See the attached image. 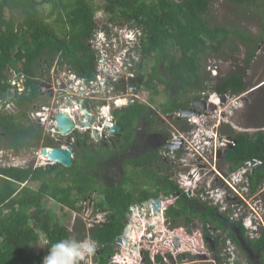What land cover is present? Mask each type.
<instances>
[{"label":"trees","instance_id":"trees-1","mask_svg":"<svg viewBox=\"0 0 264 264\" xmlns=\"http://www.w3.org/2000/svg\"><path fill=\"white\" fill-rule=\"evenodd\" d=\"M213 1L49 0V9L42 10L37 0H0V100L8 97L10 71L23 76L25 86L21 94L11 98L19 109L17 114L0 110V139L6 148L19 151L56 145L42 127L28 117L36 106L49 100L40 97L36 78L48 72L57 55L60 65L67 63L80 76L92 75L95 54L87 42L97 26V10L112 14L116 22L144 31L145 38L139 50L142 60L150 61V70L141 84L149 88L152 95L147 103L135 101L113 111L121 130L118 136L106 141L107 146L103 143L93 148L88 141L89 135L75 131L71 167L57 163L50 169L42 165L0 168V264H41L53 246L62 241L79 242L87 235L112 253V243L122 233L130 207L158 197L160 190L164 194L178 191L182 196L166 212L174 224L186 212V222L192 221V215L200 223H210L215 228L213 235L209 228H205L204 233L214 239L217 251L222 249L226 238L240 245L230 230L234 225L249 247L264 255L263 229L252 239L246 235L241 219H231L227 212L212 205H190L192 198L175 184L168 185V178L161 176L166 168L158 152L138 157L118 156L121 153L126 156V151L142 133L143 130L138 129L140 122L144 130L150 129L158 122V115L180 113L191 103L207 98L203 93L210 90L218 95H239L245 91L244 72L230 71L215 81L218 76H208L204 59L208 53H220L227 45L235 51V44L239 43L246 47L244 62L250 66L258 46L264 41V2L224 0L240 6L243 12L256 16L262 13H259L260 31L256 36L239 25L213 24L208 16ZM16 12H20L21 19L14 17ZM51 17L54 19L47 21ZM154 130L159 134L158 129ZM231 136L234 146L227 150L222 160L231 171H236L259 159L247 174L249 191L255 192L264 182V129ZM41 158L46 162L45 157ZM116 161L121 165L118 181L110 180L104 164ZM153 187L155 191L151 190ZM94 192L98 193L94 197L95 208L105 213V218L100 226L88 232L80 218L70 232L55 222L50 207L43 206L46 199H53L62 206L80 211V203L90 194L93 197ZM39 232L48 243L43 251L34 253L31 243L39 240ZM145 257L151 264L149 252ZM99 261L101 264L106 259L101 257Z\"/></svg>","mask_w":264,"mask_h":264},{"label":"rangeland","instance_id":"rangeland-1","mask_svg":"<svg viewBox=\"0 0 264 264\" xmlns=\"http://www.w3.org/2000/svg\"><path fill=\"white\" fill-rule=\"evenodd\" d=\"M259 2H264V0H259ZM50 7V5L48 4H40L39 5V9L42 10H48V8ZM261 13V12H259ZM256 15H252L251 13L243 12L241 10V7L229 2H226L224 0H214L213 3L211 4V7L208 11V16L211 20V22L215 25H227V26H234V25H239L241 26L243 29L247 30L248 32H250L252 35H258L259 31H260V25H259V14ZM262 14V13H261ZM111 14L104 12L102 10L97 11L95 13V21L97 22V24L99 25H103L105 21H110L111 19ZM14 17L18 20L21 19V14L20 12H16L14 14ZM116 32H118V34H115L114 36H117L114 38V42H115V46H117L116 48H113V51H111V56L113 58L112 62L116 63V59L118 58V51H115L116 49L120 48L119 50H123L125 49V52L127 50H129L128 55H133L134 60L137 61V59L141 62L142 61V66L140 67V73L141 74H147L149 72V63L150 61L147 60H142V57L140 55V47H141V41L145 38V34L141 33V32H136L134 33L135 38L132 36L127 35V31H126V24H124L123 27H119L118 29H116ZM132 39H134V44L132 43ZM118 40V41H117ZM112 41V40H111ZM237 43V42H236ZM236 46V50L233 51V49L231 48L230 45L225 46L220 53L218 54H213V53H208L205 56L204 59V64H205V70L208 72V64L212 63L214 64L213 66L217 67V73H218V77L214 78L215 81H217V79L219 77H222L226 74H228L230 71H239L241 73L244 72L245 75V79H246V89L244 92H242L240 95L234 97L233 95H229L230 97L228 98V102H221V104H219V106H217L216 109L212 110L211 112H204V111H200L199 114H194L193 116H197L204 118V121H207L208 123H217V121H222L225 124H229L232 123L234 125V127L236 128V130H243V129H248V131L253 132L257 129H264V41L260 44V46H258L256 52H255V57L253 58L250 66H246L245 65V56H246V47L242 44H235ZM95 50V49H94ZM96 51V50H95ZM120 52V51H119ZM125 52H124V56H125ZM53 66H57V61H54L52 66L50 67V69ZM64 66H68L67 64ZM116 66V64H115ZM69 67V66H68ZM46 68V66H45ZM50 69L48 71H50ZM137 67H134V70L137 71ZM61 70V67H60ZM49 72H45L43 74L47 75ZM135 73V72H134ZM9 77L11 78H17V75L13 72H9L8 74ZM208 76H211L210 71L208 72ZM19 77V81H20V76ZM212 77V76H211ZM11 84H13V82H11ZM129 86V85H128ZM130 86L127 89H116L113 93L107 92L105 93L104 97V103L107 104H111L112 105V111L110 110L111 115H113V108H116V106L114 105V102H112V100L110 99L111 97H115V98H119L122 99L120 100L121 102L124 103V105H122L119 108L125 107V105L129 104L130 102H135L137 99H139V101H146L149 102V98H151V92L150 89L143 86L142 88H140L139 93H133V87ZM210 90V89H208ZM23 91L19 92V94H21ZM10 93H11V89H10ZM208 96H207V101H209V96L211 94H213V91H207ZM9 94V93H8ZM19 94H14L12 96H16ZM10 95V94H9ZM46 97V96H45ZM49 97L50 101H48L47 105H51L52 101V97ZM10 98H6V100H3L2 103L6 102V101H10V108L8 109L9 113L12 114H17L19 109L16 107L15 102L12 101ZM218 98V97H217ZM219 99V98H218ZM97 101V100H96ZM95 101V104L97 103ZM220 101V100H219ZM119 102V103H121ZM151 106H153V104H151ZM37 107V106H36ZM0 110H2V108L0 107ZM94 110L96 111V105H94ZM108 109L104 108L103 111L108 114ZM180 114V113H173L172 117L169 119L167 118V114H161L158 115L157 118L163 117L165 118L164 120H166V123L168 125L167 121H171L172 126L174 127L171 130H175V135H178L180 132H182L181 128L182 127H189L188 125L191 123L190 120L191 117H180L183 118L182 120L176 121L175 117ZM100 118V116H99ZM99 118L96 120V122L98 123ZM162 119V118H160ZM102 120V117H101ZM200 121H202L201 118H199ZM32 121V120H31ZM102 121H107V119H103ZM161 121V120H160ZM100 123H102L101 121H99ZM186 123V124H185ZM43 129V132L45 133V135H48L46 132V125H42L41 126ZM169 127V125H168ZM189 130V129H188ZM236 130H234L236 132ZM150 130H147V133ZM226 131L229 133L232 131V129H226ZM80 132V131H79ZM188 131H186V133L184 134V137L186 139H188L189 137H191L190 133H187ZM81 133H85L87 135H89L90 139H92L93 141L96 139L99 140H103L105 139L104 137H97L94 132H91L89 130L81 132ZM156 133V132H154ZM49 136V135H48ZM173 136V135H172ZM50 137V136H49ZM2 140H0L1 143ZM173 141H175V146H173V149L170 150H166L167 148H165L166 143L164 142L161 146V150L159 151V154L161 155V161H163L165 163L164 167L167 169H169L168 171L172 173L173 179L176 183V185L181 188L187 195L188 197L192 198L194 197L195 199L192 198V200L194 202H202L204 204H211L213 207H216L214 205L215 203V199H210V194L207 197L206 194L203 192H196L194 190L191 189V183L189 181H187L186 177H184L183 179V172H181V176L177 173L176 169L178 168V164L179 161L178 159L183 156L179 155L176 152V149L178 147V145H176V143H179L178 141L175 140V137L173 138ZM171 141V142H173ZM157 143H158V137H157ZM214 143V142H213ZM4 144V143H3ZM217 143L214 144L213 146V155L215 153L214 149L215 147L218 149V145L216 146ZM138 145V143H137ZM40 148V147H39ZM34 148L31 149H27V150H22V157L21 159H23L24 161H26L27 164H31V166H39V165H44L45 166V161H43L41 158V154H36V152L33 150ZM4 148L3 150L0 152H4ZM182 153V151L180 152ZM130 154V153H127ZM132 155V154H130ZM212 155V156H213ZM11 156V157H10ZM185 156V155H184ZM10 157V158H9ZM20 157V152L18 153L17 157ZM177 157V158H176ZM182 158V157H181ZM2 159L4 161H0V166H3V163L7 164V162H12L13 159V154L12 152L8 151L7 155L4 154ZM205 160L207 161L206 165L207 167H210V163L213 164L214 161L213 157H211V160L208 157H205ZM219 162L218 165V172H214L210 169L209 174H203L201 175V180L200 182H198L199 186L201 187H205L207 188L208 185H212L213 183H215L216 181H218V185H220L224 192H226V198H225V202L227 203V207L226 209H230L231 211V216L232 215H237L236 217H238L239 219H242L243 217H252V218H264L262 211L264 208V182L262 185H260V187L257 189V191L255 192H250V191H242L241 189L238 188L237 183L234 184L230 181V179L227 178V175L229 173L228 170V166L222 161V159L217 160ZM203 163V161H202ZM105 168L108 172L109 178L110 180H115L118 181L121 178V166H118V164H114L112 162H105ZM120 168V169H119ZM209 170V169H208ZM220 180V181H219ZM228 182H231V185L234 184V186H230L227 184ZM201 183V184H200ZM33 185V184H31ZM35 186V184L33 185ZM203 189V188H202ZM151 190H155L154 187L151 188ZM200 191V190H199ZM98 193L94 192L93 193V197H95ZM159 197V196H158ZM219 198V196H218ZM261 198V203L259 201V199ZM208 203H207V202ZM43 206L44 207H50V209L53 212V215L55 216V222L57 224L60 225H70V215H69V210L64 209V207H62L59 203H56L54 200L52 199H46L43 202ZM257 203V204H255ZM161 205V204H160ZM258 209H257V207ZM84 206L87 207V210H89L90 212H92V208L88 207L87 204H85ZM133 207V210H129L127 213V216L129 217V219L131 221H134L136 218H141L143 220H151L154 216L153 214L150 212L148 215L145 214V212L147 213V210H144L145 207L141 205H139V203H136ZM85 208L83 211H80V215L81 216V220L82 223L85 227V229L87 230L88 228H90V224L91 223L89 218L92 217L91 215L89 216V213L87 215V213H85L84 211H87ZM154 211V210H153ZM236 213V214H235ZM242 216V217H241ZM128 217L126 219V221L128 222ZM192 221L190 223L186 222V220L183 219V217H180V219H178L177 224L175 225V229L178 228H182L185 229L186 232H188L189 234L192 233V231H195L197 228H201V225L205 226L206 224L202 223L200 224V222L195 219L194 216L191 215ZM171 219H169L170 221ZM259 226L258 231H260L261 229L264 230V226L262 224V222H260V220H258ZM210 224V223H207ZM174 225V224H173ZM71 232V231H70ZM248 234H250V232H248ZM172 235H177L180 236V234H176V232H172L170 231H163V233L161 234H156V237H154V235L152 236V238L148 237V241H152L154 248L157 250L162 246V243H164L165 241H167L169 239V236L171 237ZM90 239V238H89ZM196 239V238H195ZM84 242H87L88 244L90 243L88 240L84 239ZM143 242H146V240H142ZM47 241L45 240L43 241H35L33 243H31V249L34 253H38L39 251H43L45 249ZM71 244V243H69ZM146 243H143V245ZM149 244V242L147 243ZM113 246V251L117 249V246L115 248L114 245ZM208 248L211 251H214L215 248L212 245V241L208 240V244H207ZM103 248V247H101ZM119 248V247H118ZM233 254L236 253L240 256V251L238 249L232 248ZM169 254L165 256V258L163 257V255H161L160 253H156L154 254V259L156 261H154V264H176V263H181L183 264L184 262H187V264H205L206 263V259L208 260V258L205 256V261H202V259H198L195 256H189L187 258V260L181 259V261H179L180 256L179 255H173L170 252H168ZM50 253L45 254L44 258L47 257ZM112 253H109L108 255L104 256L106 259V262L109 260V256ZM96 255V254H95ZM155 255H160V257L162 258L161 261H159L157 259L158 256ZM230 255V254H229ZM235 255V254H234ZM231 256V255H230ZM71 256H69V254L67 255V253L62 256L61 258H67V259H71ZM101 256L98 257V260H100ZM192 258V259H191ZM213 258V255L211 257V259ZM94 259L96 260L97 258L94 257ZM146 259V258H145ZM145 259H144V264H148L147 262L145 263ZM136 260V258H135ZM139 261V260H138ZM106 262H101V264H105ZM208 262V261H207ZM224 262H226V259H224ZM41 264H44V259L43 262ZM209 264H211V262H209ZM224 264V263H223Z\"/></svg>","mask_w":264,"mask_h":264},{"label":"built area","instance_id":"built-area-1","mask_svg":"<svg viewBox=\"0 0 264 264\" xmlns=\"http://www.w3.org/2000/svg\"><path fill=\"white\" fill-rule=\"evenodd\" d=\"M113 35V34H112ZM117 36L112 37V48H116L114 38ZM118 41V40H117ZM93 43V46L97 50V61H96V68L94 69V72L90 77L86 76H80L75 71L71 70L70 66L67 63H64L63 65H60L57 63V66H53L49 73L47 75H41L36 80H38L40 89L39 94L40 97L46 98L47 96L52 97V103L51 105L47 104H40L36 108H34L32 111L29 112V119L32 120L35 124L42 126L46 125V132L47 134L54 140L59 141L60 143L59 147H66L67 144L65 140H63V137H66L67 135H70L74 131H91L93 132L94 129L97 130L98 137H104L105 139L108 138L112 132L109 131V128L113 126L114 120L112 117L107 118V121H103V123H100L101 117L99 116L103 113V109L105 108L106 104H103V101L105 99L104 95L107 92L113 93L116 90V87L114 83H117L118 76L115 74L116 71L120 70V65L112 62V54L102 45H98L93 40H91ZM116 51V50H115ZM120 51V52H119ZM125 49L118 50V58H115L117 62L122 63L125 60L124 56ZM127 62L129 61V58H126ZM68 66H64V65ZM132 63H128V67H130ZM61 67V70H60ZM209 69L213 72V74H216L217 70L216 67H209ZM44 74V73H43ZM7 82L11 85V93L9 90L8 98L12 97L14 94H19V92L24 91V77L20 76L17 78H11L7 77ZM13 82V84H11ZM46 96V97H45ZM228 100V95H225ZM49 98V97H48ZM50 99V98H49ZM6 100V99H4ZM97 100V101H96ZM2 99L0 100V107L4 111H8L10 108V101H6L2 103ZM50 101V100H48ZM95 101L97 102L95 104ZM117 102V101H116ZM89 103V107L86 108L85 104ZM94 105H96V111L94 110ZM58 112H63L73 119V122L75 124V130L73 129L71 132L67 134L59 133L57 130V123H56V114ZM206 112H211L209 110H206ZM99 118L98 123L96 120ZM93 119V120H91ZM204 119V118H203ZM108 122L109 125H106ZM85 123H90V125H85ZM74 140V138H72ZM99 140V139H96ZM150 204V203H149ZM85 205V204H84ZM81 205L80 211H83L85 206ZM257 207V206H256ZM87 210V208H85ZM150 209V208H149ZM147 209V210H149ZM258 209V207H257ZM69 210V209H67ZM80 211L76 210H69L70 215V223L72 224L76 218H79L81 213ZM85 213H89V216L92 217L89 218L91 223L90 227L93 226L94 223H98L103 218V213L100 211H94L90 212L89 210L84 211ZM151 212V210L149 211ZM236 214V213H235ZM237 215H232V218H237ZM126 217L127 214H126ZM163 222L165 223V230L170 231V221L164 216V213L161 215ZM251 219H255L257 222L253 223L254 230H248L250 232L251 237H258L260 235V231H258V220L261 222V217L252 218L249 217L246 219L247 222L251 223ZM151 220H145L143 223H141L142 229L140 228L139 231L143 235L141 236L144 238L146 235L149 238L156 237V234H161L163 232L154 230V234L152 235V231L149 229V224L152 223ZM134 221H131L128 217V222L126 221V228L128 230V227L132 224H134ZM248 225H246L247 227ZM70 228V226H69ZM208 228V226L206 227ZM126 232H123L121 235H119L115 242H117L118 238L123 239V243L119 246H117V249L114 250V252L109 256V260L105 264H125L123 261H121L122 256H126L127 254L132 255L136 258V264H144L145 259V253H150V261L151 264H154V254L160 253L165 258L166 254L168 255L170 252L173 255H179L186 256L187 258L189 256H195L199 257L200 259L204 260L205 256L207 258L209 257L210 260H212L214 263L217 264V257H227L229 254L231 255V259L233 258L234 254L232 251L233 243L230 242V239H226V244L223 245L222 249L220 251L214 250L211 251L207 244L208 241L206 240L207 236L204 233V230L201 228H197L195 231H192L191 234L186 232L185 229H182L181 227L172 230V232H176V234H180V236L172 235L169 236V239L162 243V246L159 249H155L153 246L152 241H148V238L144 239L146 240V244H142L139 249H136V245L132 244L131 242L128 243L124 241V239L128 238L126 237ZM209 232L211 235H213V231L209 229ZM196 238V239H195ZM212 238V237H210ZM208 239V238H207ZM149 242V244H147ZM79 243H84V241H81ZM87 243V242H86ZM88 244V243H87ZM91 245V250L83 255L82 258L74 257L72 254V251L70 248L63 249L60 252V256H64V253L69 254L71 256V260H73V264H100V261L97 259L95 260V244L89 243ZM119 247V248H118ZM116 248V246H115ZM81 251H83V248H81ZM154 251V254H153ZM213 255V258L211 259ZM157 256V255H155ZM129 258V257H127ZM192 259V258H191ZM229 259V258H228ZM139 260V261H138ZM181 264V263H176Z\"/></svg>","mask_w":264,"mask_h":264},{"label":"flooded vegetation","instance_id":"flooded-vegetation-1","mask_svg":"<svg viewBox=\"0 0 264 264\" xmlns=\"http://www.w3.org/2000/svg\"><path fill=\"white\" fill-rule=\"evenodd\" d=\"M37 1H38V8H39V5L40 4H48V5H51L50 2H49V0H37ZM97 11H100V10H97ZM62 13H64V12L62 11ZM54 16H56V15H54ZM110 16H111V19H110L109 22L108 21H105L103 25L97 24L96 28L109 30L111 28H115V27H118L119 28V27H123L124 26V24H121L119 22L114 21L113 18H112V14ZM53 19H54V17H51L50 19H47V21L51 22ZM90 39L91 38L88 39L87 44L94 51V54H95L94 55L95 56L94 69H95L96 68V61H97V50L93 46V43L91 42ZM59 60H60L59 59V55H57L56 58L54 59V61H57V63H58ZM133 62H135L134 63V67H137V65L140 63V61L138 59L136 61V60H134V58H132V60H129L128 62H122V63L116 62L115 64H118V65L124 67V66H127L128 63H133ZM139 70H140V68L137 69V71L133 70V74H132V76H130V77H132V80L135 81L136 85L138 86V92L137 93H139L140 88H142L141 82L144 80L143 79V76L145 75V74H141ZM121 76L122 75H119L118 76L117 85L115 87L116 88H120V89H122V88L123 89H127L128 87L125 85L124 78H122ZM129 84L131 86L133 83H129ZM140 92H141V90H140ZM134 93H136V92H134ZM119 101H120V99L117 100V104H119V105L123 104V102L122 103H118ZM136 101H139V99H137ZM142 102H146V101H142ZM130 103H133V102H130ZM193 103H191V105L188 108H184V109H181V110L193 109V110H195V111H197L199 113H200V111L206 112V110H199V109L195 108L193 106ZM85 107L88 108L89 107V103H86L85 104ZM181 110H180V114H178L175 117L176 121H178V122H179V120H182L183 119V118H180V117L183 116L181 114ZM105 114L106 113L103 111L102 115L105 116V118L108 117V114H106V115ZM167 116H168L167 118L170 119L172 117V114H167ZM160 118H162V119H160ZM165 118L159 116V118H157L158 122L155 125L151 126V128L149 127L150 129H147V130H150L148 133H147V130H144L142 128V123L140 122V125L141 126H139L138 129H141L143 131H142L141 134H139L138 138L135 140V143H133L132 146H130L129 149L126 151V153H130L132 155L126 154V156H125L123 153H121L120 155H118V154L117 155L119 157H122V156H124V157H127V156L128 157H138V156H140L142 154H145V153H148V152H156V153L158 152L159 153V151L162 148L161 145L164 142L166 143V145H165V148H167L166 150H170V149H173L174 148V147H169V145L170 144H175L174 143L175 141H173V138L175 137V140L179 142V143H176V145H178V147L175 148L176 149V152L179 155H182L183 154V156H181L182 158L180 157L178 159L179 164H178V168L176 169V171H177V173L180 176L182 175L181 172H183V179L186 176H189L190 178H193L194 175L209 174L211 168L207 167V165H206L207 161L205 160V157H208L210 160H211V157H213V160L212 161H214V162H213V164L210 163V167H212L211 170L214 171V172H218V174H219V171L217 170L218 169L217 167L219 165V162L217 160L222 159V157H224V155L227 152V150L230 149V148H233L234 143H235V141L233 140V138H232L231 135L236 134V133L252 134V133H254V132H256V131L259 130V129H257V130H255L253 132L248 131V129H243V130H239L238 129V130H236V128L234 127V125L232 123H230V122H229V124H225V123H223L221 121H217V123L191 122L188 125L189 127H182L181 128L182 129L181 130L182 132H180L178 135L174 136L175 135L174 133H175V131L177 129H175L174 131L171 130V129L174 128L172 126V124H171L172 122L171 121H167L168 122V125H169V127H168V125L166 123V120H164ZM101 122H102V120H101ZM106 124L109 125L108 122ZM155 128L158 129L159 134L154 133V132H157V131L154 130ZM228 128L229 129H232V131L229 132V133L226 131V129H228ZM120 130L121 129H119L118 133H112L106 139H103V140L101 139V140H96V141L95 140L93 141L92 139H90L88 141L91 143V147L94 148V147H96V146H98L100 144L106 143V141L107 142L110 141L109 139H111L116 134H117L116 136H118L120 134ZM234 130H236V132ZM186 131H188L187 133L188 134L190 133V135H191V137H189L188 139H186L184 137V134H183V133H186ZM74 132H72L70 135H67L66 137H63L62 138L63 140H65V142H66L67 145H69V146L72 147V149H73V147L76 144V136L74 135ZM205 132L208 133L209 135L208 136H205ZM157 137H158V143H157ZM72 138H74V140H72ZM0 140H2V139H0ZM171 141H173V142H171ZM54 142L56 144L55 146H58L60 144V143H58L59 141H57V142L54 141ZM3 143L4 142L2 140L1 143H0V150L2 151L3 148H4L5 151L2 152V153L0 152V161H4L2 159V157H3L4 154L7 155V152L8 151L12 152L13 159L14 160L12 162H7V164L3 163V166H0V168L1 167H10V166L23 167L24 168V167L31 166V164H27L26 161H24L23 159H21V157H22V152L21 151L22 150L24 151V150H27V149H21L19 151L11 150L9 148H6V146ZM110 143H111V145L113 144V142H110ZM137 143H138V145H137ZM215 143H217L216 146L218 145L219 148L217 149L215 147L214 151L215 150L216 151H215V153L213 155V146H214ZM105 145L107 146V143ZM181 151H182V153H180ZM19 152H20V157L16 158ZM36 154H38V153H36ZM72 156H73V154H72ZM41 157H42V155H41ZM202 161H203V163H202ZM222 161L224 162V160H222ZM258 162H260L259 159L256 160L254 164L256 165ZM114 164H118V166H121L119 164V162H117V161ZM37 166H31V167H37ZM168 170L169 169L167 168L165 171H162L161 176L168 178V185L170 183H173V184L176 185V183H175V181L173 179L172 173L169 172ZM228 170H229V173H228L227 177H231L234 174L235 171H231L230 168H229V166H228ZM158 181L159 182H163L162 179H159V178H158ZM23 185L24 184H22L21 186H23ZM154 189L156 190L155 187H154ZM179 189H181V188H179ZM196 192H201V191L197 190ZM158 196L159 197L151 198V200L153 202L156 201V202L159 203V209H158L159 222H158V224H154V222H153V225H155V226H160L161 225V223H160V220H161L160 216L162 215V212L164 211L165 216L167 217V215H166L167 210L170 207H172L173 205L176 204L177 199H180L182 197L178 191H173V192H171L169 194H164V192L162 190L159 191V195ZM192 198L195 199L194 197H192ZM151 200H148V201L151 202ZM259 201L261 203V198L259 199ZM56 203H59V202H56ZM96 203H97L96 199L94 197H92L91 194H90L88 196V198L83 199V201L80 204L82 206L84 204H87V206L88 207H91L92 210L99 211V210H97V208H95L96 207ZM193 203H200V202H194V201H192L190 203V205H192ZM60 205L62 206V204H60ZM139 205L142 206V203H139ZM209 205H211V204H209ZM62 207H64V209H69L70 210L69 207H66V206H62ZM85 208H87V207L85 206ZM148 208H149V205L147 207H145L144 210H147ZM103 214L104 215H103L102 220L99 221L98 223H94L93 226H91L90 228L95 227V226H100L102 224V222H103V220L105 218V213H103ZM262 214L264 216V208H263ZM186 215H187L186 212H184L183 215H182V217H183L184 220H186ZM76 219H75V221H76ZM261 219H262L261 222H262V224L264 226V218H261ZM75 221L72 224L70 223V225H66L65 226L71 232L73 231V226H74ZM173 224H174L173 221L170 220V223H169L170 228H169V230H171V231L172 230L174 231V228H175V225H176V224H174V225ZM69 226H70V228H69ZM207 226H208V228L211 231H213L215 229L210 224H206L205 226L201 225V229L205 230V228ZM90 228L87 229V232L89 231ZM230 230L235 233L237 239L240 238L249 247V245L246 243L245 239L240 235L239 230H238V228L236 226L232 225L231 228H230ZM39 235H40V232H39ZM246 235L249 238H252V239L255 238V237H251V235L248 234L247 231H246ZM223 236H225V235H223ZM85 239L88 240L90 243L92 242V243L95 244V254H96V256L104 257V256H106V255L109 254V249L108 248H101V246H100L101 244L97 240L92 239L90 237V235H87L85 237ZM83 240H81V241H83ZM206 240L207 241L208 240H211L212 241V245L214 246L215 250H217L216 247H215V244H214L215 241H214L213 238H208V239L206 238ZM39 241H41L40 240V237H39ZM44 241H45V239L43 237V242ZM81 241H79V242H81ZM230 242L233 243L234 250L235 249H238L240 251V253H241L240 256L235 251V253H234L235 255L233 256L232 259H231V256L230 255L227 256V257H221V260L220 261L217 260V264H223V263L224 264H264V255L263 254H260L259 252L254 251L250 247L249 248L252 250V252L251 253L246 252L244 250L243 245H242V242L240 240H239V243H240L239 246L236 245L232 240H230ZM47 243H48V241H47ZM47 243H46V245H47ZM114 244L115 243H112V245H114ZM224 244H226V242ZM52 249H50L49 252H47V253H50ZM184 258L187 260L186 256L183 255V256H181L179 258V261H181V259H184ZM197 258L200 259L198 256H197ZM224 259H226V262H224ZM202 261H205V259L202 260ZM209 262H211V264H216L212 260H210V258L208 257V260L206 259V263L205 264H209ZM183 264H187V262H184Z\"/></svg>","mask_w":264,"mask_h":264},{"label":"clouds","instance_id":"clouds-1","mask_svg":"<svg viewBox=\"0 0 264 264\" xmlns=\"http://www.w3.org/2000/svg\"><path fill=\"white\" fill-rule=\"evenodd\" d=\"M116 29H118V27H115V28H111V29H109V30H105V29H98V28H95V30L93 31V35L90 37L91 39L90 40H93L95 43H97L99 46L100 45H102V46H104L110 53H111V51H113V48H112V46H111V44H112V37H113V35H115V34H118V32H116ZM126 31H127V35H129V36H132V37H134L135 38V35H134V33H136V32H141V33H143L144 34V31L141 29V28H139V27H137V26H133V25H130V24H126ZM113 34V35H112ZM134 39H132V41H133ZM135 41V40H134ZM134 41L132 42L133 44H134ZM120 48H118V49H116V51H118ZM128 53H129V50H127L126 52H125V60H124V62H127V59L126 58H129V60H132V53L130 54V55H128ZM134 63L135 62H133L132 63V65L130 66V67H128V66H120V70L119 71H116L115 72V74H117V76H119V75H122L121 77L122 78H124V82H125V85L127 86V87H129L130 86V84L129 83H132L131 82V79H132V77H130V76H132V74H133V70H134ZM213 65L214 64H212V63H210V64H208V72L210 71V74H211V76L212 77H216V76H219L218 75V73L216 72V74H213V72L209 69V67H213ZM215 67V66H214ZM216 69H217V67H216ZM115 84H117V83H114V85ZM129 85V86H128ZM116 86V85H115ZM133 86V84L130 86V88ZM129 88V89H130ZM116 89H120V88H116ZM133 93H134V90H133ZM204 95H208V93L206 92V94L205 93H203ZM216 96V97H218L219 98V96H225V95H228L229 96V94H223V95H218L217 93H214L213 92V94H211L210 96H209V100L211 99V97L212 96ZM240 95V94H239ZM234 97H236V96H238V95H233ZM230 97V96H229ZM228 97V98H229ZM111 100H112V102H114V105L116 106V108H113V111L115 110V109H117V108H119V107H121L122 105H124V103L122 104V105H119V104H117V100L119 99V98H115V97H111L110 98ZM227 99V98H226ZM201 100H205V101H207V99L205 98V99H201ZM220 100V99H219ZM207 102H210V101H207ZM222 102V101H221ZM225 102H228V100H226V101H224V103ZM223 103V102H222ZM103 104H105L104 102H103ZM128 105V104H127ZM127 105H125V106H127ZM195 107V106H194ZM105 108H108V117H106L105 118V116H103L102 114L100 115V117H102V120L104 119H107V118H110V117H112V119L114 120V123H116V121H115V119H114V116L113 115H111V113H110V110L112 109V105L111 104H107L106 106H105ZM217 108V107H216ZM198 109V108H197ZM199 110H202V109H199ZM112 111V110H111ZM199 112H196L195 114H198ZM182 114V113H181ZM189 117H191V116H189ZM192 117L193 118H191V120H190V122H207V121H204L203 120V118L202 117H199V118H201L202 119V121H200L199 120V118H198V115L197 116H193L192 115ZM103 122V121H102ZM222 122V121H221ZM77 132H79V131H77ZM209 134L208 133H206L205 132V136H208ZM49 148V147H48ZM255 162H251L250 164H248L247 166H243V167H240V168H238L235 172H234V174L231 176V177H227L228 179H230V181L232 182V183H234V184H236L237 183V185H238V188L239 189H241L242 191H249V183H248V178H247V174H248V172L249 171H251V169L255 166V164H254ZM44 166V165H43ZM206 175V174H205ZM201 175H194L193 176V178H190L189 176H186V179H187V181H189L192 185H191V189L192 190H194V191H197V190H200L202 193L204 192L205 194H206V196L208 197L209 196V194H210V199H215L216 201H215V203H214V205L221 211V212H227V214H228V216H229V218H231V219H234V220H238L239 218L237 217V218H232L231 217V211H230V209H226V208H228L227 207V203L225 202V198H226V192H224V190H223V188L220 186V185H218V181H216L215 183H213L212 185H208L207 186V188H205V187H200L199 186V184H198V182H200V180H201ZM220 181V180H219ZM231 182H228L227 181V184L228 185H230V186H234V184L233 185H231ZM201 184V183H200ZM203 188V189H202ZM218 196H219V198H218ZM149 200H151V199H149ZM152 201V200H151ZM149 202V201H148ZM150 203V202H149ZM143 204V203H142ZM255 204H257V203H255ZM256 206V205H255ZM150 208V207H149ZM148 208V209H149ZM149 210H147V213H150V212H148ZM162 213H164V211L162 212ZM164 216H165V213H164ZM166 217V216H165ZM242 217V216H241ZM80 218V217H79ZM160 218H161V220H160V223H161V227L164 229V231H165V223L163 222V219H162V217L160 216ZM167 218V217H166ZM248 217H243L242 219H241V221H242V224L244 225V227L246 228V231L248 232V230H254L255 231V228H253V226L252 225H254L253 223H256L257 221L255 220V219H251V223H249V222H247L246 221V219H247ZM126 219H127V217H126ZM126 219H125V226H124V229H123V231H122V233L123 232H125L124 230H125V228H126ZM168 220H169V218H167ZM246 225H248L247 227H246ZM149 229L148 230H151L152 231V235L154 234V230H156L155 229V227H157V226H154L153 225V222L152 223H150L149 225ZM159 226V227H160ZM259 226V225H258ZM126 231H127V229H126ZM162 232V231H161ZM121 233V234H122ZM121 234H119V235H121ZM119 235H117L116 236V238L119 236ZM211 237V236H210ZM210 237H208L207 236V238H210ZM115 238V239H116ZM146 238H148V237H144L143 239H146ZM142 239V240H143ZM142 240H140V242L138 243V244H134V245H136V249L138 248L139 249V247L143 244V241ZM122 242H115V240H114V242L113 243H115L114 244V246H119L120 247V245L123 243V239L121 240ZM124 241L125 242H127L128 240L127 239H124ZM68 248H70V250L72 251V254H73V256L74 257H79V258H82L83 257V255L85 254V253H87V252H89L90 250H91V245L90 244H87L86 242H84V243H79V242H72L71 244H69V242H60V243H58L57 245H55V246H53V249L51 250V252H50V254L47 256V257H45L44 258V264H73V260H71V259H67V258H61V256H60V252H61V250H63V249H68ZM81 248H83V251H81ZM114 252V251H113ZM112 252V253H113ZM158 257H160V255H157ZM158 257H157V259H158ZM146 258V257H145ZM162 259V258H161ZM161 259L159 260V261H161ZM147 261H146V259H145V263H146ZM150 263H151V261H150Z\"/></svg>","mask_w":264,"mask_h":264},{"label":"water","instance_id":"water-1","mask_svg":"<svg viewBox=\"0 0 264 264\" xmlns=\"http://www.w3.org/2000/svg\"><path fill=\"white\" fill-rule=\"evenodd\" d=\"M131 82L133 83V90L134 92H138V86L136 85L135 81L131 79ZM220 101L224 102L226 101L225 96H219ZM193 106L198 109L202 110H209L212 111L216 109L217 105H215L213 102H207L205 100H198L193 103ZM197 111L193 109H188V110H181V113L183 116H192L196 113ZM93 120V119H91ZM56 123H57V130L59 133L62 134H67L71 132L73 129L75 130V124L73 122V119L70 117V115L63 113V112H58L56 114ZM85 125H90V123H85ZM119 125L117 123H114L113 126L109 128V131L112 133H118L119 131ZM94 134L98 137L97 130L94 129ZM175 144H170L169 147H173ZM36 153H41L42 156L46 157V169L52 168L55 164H61L65 167H71L73 164L72 160V154H73V149L71 146L67 145L66 147H59V146H54V147H42V148H34L33 149ZM144 207H147L149 205L148 201H145L143 203ZM131 210H133V207H130ZM127 228H125L124 231H126ZM40 240L43 241V235L40 232ZM243 245V248L246 252L251 253L252 250L245 244L244 241H242L240 238H238ZM121 238H118V242H122Z\"/></svg>","mask_w":264,"mask_h":264},{"label":"bare ground","instance_id":"bare-ground-1","mask_svg":"<svg viewBox=\"0 0 264 264\" xmlns=\"http://www.w3.org/2000/svg\"><path fill=\"white\" fill-rule=\"evenodd\" d=\"M132 57H133V55H132ZM134 58V57H133ZM121 100V99H120ZM210 102H213L215 105H217V106H219V104H221V101H219V99L214 95V96H212L211 97V99L209 100ZM119 102H121V101H119ZM118 102V103H119ZM122 103V102H121ZM122 105V104H121ZM106 109H108V108H106ZM108 111V110H107ZM106 115V114H105ZM107 125V124H106ZM40 153V152H39ZM38 153V154H39ZM41 154V153H40ZM44 157V156H43ZM46 158V157H45ZM149 207H150V209H149V211L151 210V213L153 214V218L151 219V221H153L154 222V224H158V222H159V213H158V209H159V203L158 202H156V201H151L150 202V204H149ZM154 210V211H153ZM148 211V212H149ZM145 214L146 215H148L149 213H146L145 212ZM143 221H145L144 220V218H143V220L141 219V218H136L135 220H134V224H132V225H130L129 227H128V230H127V232H126V237L128 238V243H132V244H138L139 242H140V240H142L143 238L141 237V236H143L141 233H140V231H139V229L141 228L142 229V226H141V223H143ZM155 226V225H154ZM155 229H156V231H164V229L160 226H157V227H155ZM144 237H147L146 235L144 236ZM66 253H64V255H65ZM127 257H129V258H127ZM121 261H123V263H125V264H136L137 262H136V260H135V257H133L132 255H129V254H127L126 256H122L121 257Z\"/></svg>","mask_w":264,"mask_h":264}]
</instances>
